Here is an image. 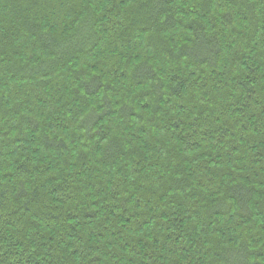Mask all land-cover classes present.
<instances>
[{"label": "trees", "instance_id": "obj_1", "mask_svg": "<svg viewBox=\"0 0 264 264\" xmlns=\"http://www.w3.org/2000/svg\"><path fill=\"white\" fill-rule=\"evenodd\" d=\"M65 1L0 0V264H264V0Z\"/></svg>", "mask_w": 264, "mask_h": 264}, {"label": "rangeland", "instance_id": "obj_2", "mask_svg": "<svg viewBox=\"0 0 264 264\" xmlns=\"http://www.w3.org/2000/svg\"><path fill=\"white\" fill-rule=\"evenodd\" d=\"M82 1V0H81ZM125 2H124V4H123V11H122V13L123 14H121L120 16V18H122L123 16H124V14L126 13V8L128 7V6H130V0H124ZM57 4H59V6L61 7V9H60V11L63 13V14H65L64 15V17L62 18V22H61V24H66V20L69 18V15H67L68 13L67 12H69V8H70V5H72V4H68V2L67 1H65V0H57ZM96 6H97V8L98 9H101L102 11H104L103 9L107 6L106 5V1L105 0H97V3H96ZM59 7V8H60ZM179 8H180V16H181V18L183 19V20H186V19H189V18H191V17H193V16H196V14L195 13H192L191 12V9H190V7H185V5H184V3L180 0V2H179ZM182 12V13H181ZM57 17H60L61 18V16L60 15H57ZM52 18V17H51ZM60 20V19H59ZM49 22H50V26L51 27H53V28H56V21H52V19L50 20V18H49V20H48ZM59 22V21H58ZM101 24H102V22H101ZM182 34H183V32H182V29H177V30H175L173 33H172V36L174 37V36H176V37H174V38H176V40L178 39V40H183V39H185L187 36H185V38H182ZM103 35V34H102ZM186 35V34H185ZM134 50L133 52H134V59H140V58H142L143 56H147L148 55V49L146 48V46H145V43H144V41H143V37L142 36H140V35H138L136 38H135V40H134V42H133V44L130 46H126V47H123V48H121V49H119L118 51H116V52H114L113 54H112V52L110 53V51L108 50V47L107 48H105L104 47V52H106V54H105V57H103V58H101L100 59V62H101V64H103L102 66H104V67H102V69L100 70V69H97V70H95V73H100V74H102V75H104L105 76V78H106V80H108V81H112L113 82V77H115L116 78V76H115V70H116V64L117 63H110V59L112 60V58H113V61L115 60V58L117 59V56L119 55H116L119 51H120V54H121V52H122V68H121V70H120V73L119 72H117V74H119L120 75V83L122 84V82H123V84H124V88L126 89V91H130V93H135V92H137L138 90H140V88L138 87V88H136V90H135V88L134 87H132V86H130L129 85V81L127 80L126 81V78H125V74H126V69L123 67V64H124V62L126 61V53L129 51V50ZM141 51H142V53H141ZM36 53H38V52H35V54ZM104 54V53H103ZM103 54H101L99 57H101ZM111 54V55H110ZM38 55V57L40 56L39 54H36V56ZM35 57V56H34ZM133 59V60H134ZM132 60V61H133ZM82 65H86V64H82ZM74 67H78V68H84V67H79V66H77L76 64H74L73 65ZM91 71V70H90ZM165 71H167V73L169 74V73H171L172 71L171 70H169V69H165ZM110 73H113L114 74V76L112 75V78H110V77H108L109 75H110ZM103 77V76H102ZM117 88L118 87H120V85H115ZM130 86V87H129ZM121 88V87H120ZM63 98V97H62ZM115 99H116V97H115ZM135 100H137V99H135ZM6 103H7V101H5ZM10 102V101H9ZM127 102H129V103H133V105L134 106H139V101L138 102H133V101H131V100H127ZM48 108H49V106H47ZM46 107V108H47ZM109 126L111 127V125H108L107 126V128H109ZM106 128V127H105ZM106 128V129H107ZM108 130V129H107Z\"/></svg>", "mask_w": 264, "mask_h": 264}]
</instances>
